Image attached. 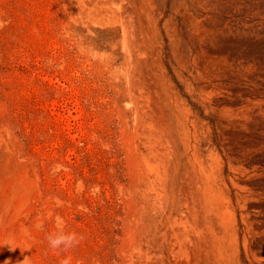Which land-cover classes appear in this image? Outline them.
I'll use <instances>...</instances> for the list:
<instances>
[{
  "label": "rangeland",
  "instance_id": "rangeland-1",
  "mask_svg": "<svg viewBox=\"0 0 264 264\" xmlns=\"http://www.w3.org/2000/svg\"><path fill=\"white\" fill-rule=\"evenodd\" d=\"M67 257L264 264V0H0V264Z\"/></svg>",
  "mask_w": 264,
  "mask_h": 264
},
{
  "label": "clouds",
  "instance_id": "clouds-1",
  "mask_svg": "<svg viewBox=\"0 0 264 264\" xmlns=\"http://www.w3.org/2000/svg\"><path fill=\"white\" fill-rule=\"evenodd\" d=\"M63 220L59 217L56 218L57 231L50 233L47 237L49 247L51 249H59L62 251H68L71 248L77 246L80 241L83 240V236H78L75 232H64ZM36 227L39 229L42 227L41 224H37ZM71 258L67 257L61 261V264H70Z\"/></svg>",
  "mask_w": 264,
  "mask_h": 264
}]
</instances>
